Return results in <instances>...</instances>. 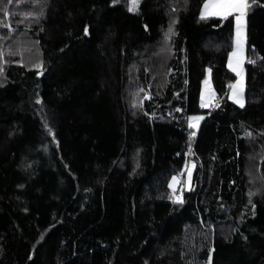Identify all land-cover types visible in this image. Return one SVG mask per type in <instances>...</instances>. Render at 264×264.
I'll return each mask as SVG.
<instances>
[{
  "label": "trees",
  "instance_id": "1",
  "mask_svg": "<svg viewBox=\"0 0 264 264\" xmlns=\"http://www.w3.org/2000/svg\"><path fill=\"white\" fill-rule=\"evenodd\" d=\"M206 1L0 0V264H264V0L243 106Z\"/></svg>",
  "mask_w": 264,
  "mask_h": 264
},
{
  "label": "crops",
  "instance_id": "2",
  "mask_svg": "<svg viewBox=\"0 0 264 264\" xmlns=\"http://www.w3.org/2000/svg\"><path fill=\"white\" fill-rule=\"evenodd\" d=\"M247 3V0H246ZM217 0H207L201 10V16L212 17V16H223L213 15L214 12H222L223 10L215 7ZM237 13L235 18V32H234V48L230 53L228 66L237 74V80L231 89L230 98L238 105H244L245 103V64H246V48H247V7L243 12ZM244 72V76L242 74ZM237 83L242 84V88L237 87ZM235 98V99H234Z\"/></svg>",
  "mask_w": 264,
  "mask_h": 264
},
{
  "label": "rangeland",
  "instance_id": "3",
  "mask_svg": "<svg viewBox=\"0 0 264 264\" xmlns=\"http://www.w3.org/2000/svg\"><path fill=\"white\" fill-rule=\"evenodd\" d=\"M140 2H141V0H138V5L136 6L134 11H137ZM132 7H133V0H130L129 9ZM15 47L18 48V51L21 52L23 50H26L29 47V44L28 43L24 44L23 41L19 40L18 43L15 45ZM246 61H247V59H246ZM242 74L244 76V72H242ZM234 83L232 84V86L234 85ZM237 87L239 89L242 88V90H243L242 84L240 85L239 83H237ZM215 98H216V92H215V89H214L213 84H212L211 72L208 70L207 76H206V78H204V80L202 82L201 106L205 107V108L211 107V105L215 101ZM203 117H204L203 114H193L190 116L189 128H191L193 132L197 131ZM195 169H196V163L194 160L190 159L186 163L184 170L180 173L175 174L171 178L170 183H169V186L171 189L170 190L171 194L176 193L178 191L179 186L181 185V182L183 180L185 182V187L187 189L192 188L193 176H194ZM249 179H250L252 185L256 184L258 181L257 177L252 175V174H249ZM251 196H253V194Z\"/></svg>",
  "mask_w": 264,
  "mask_h": 264
},
{
  "label": "snow or ice",
  "instance_id": "4",
  "mask_svg": "<svg viewBox=\"0 0 264 264\" xmlns=\"http://www.w3.org/2000/svg\"><path fill=\"white\" fill-rule=\"evenodd\" d=\"M11 2V0H9ZM138 5V0H133V7L130 8V11H134L136 6ZM246 0H217V4L215 7L222 9V12H214L213 15H223L225 18L228 15H231L233 12H243V10L247 7ZM202 18H204L202 16ZM243 106V105H241Z\"/></svg>",
  "mask_w": 264,
  "mask_h": 264
},
{
  "label": "built area",
  "instance_id": "5",
  "mask_svg": "<svg viewBox=\"0 0 264 264\" xmlns=\"http://www.w3.org/2000/svg\"><path fill=\"white\" fill-rule=\"evenodd\" d=\"M182 190H183V186L180 185V186H179V189H178V191H177V193H176V197H177V199H181V197H182Z\"/></svg>",
  "mask_w": 264,
  "mask_h": 264
}]
</instances>
